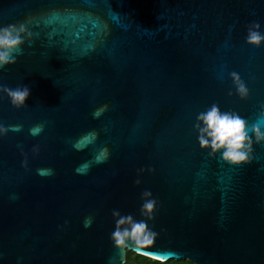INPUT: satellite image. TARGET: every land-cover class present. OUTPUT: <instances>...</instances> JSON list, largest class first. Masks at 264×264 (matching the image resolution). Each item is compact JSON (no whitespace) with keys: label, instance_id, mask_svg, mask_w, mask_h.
<instances>
[{"label":"water","instance_id":"95a60500","mask_svg":"<svg viewBox=\"0 0 264 264\" xmlns=\"http://www.w3.org/2000/svg\"><path fill=\"white\" fill-rule=\"evenodd\" d=\"M21 23L32 40L0 69L30 90L19 109L0 92V264H264V42H246L264 0H0V27ZM213 104L248 122L250 162L200 148ZM144 191L157 238L116 248L112 212L145 219Z\"/></svg>","mask_w":264,"mask_h":264},{"label":"clouds","instance_id":"9594fccd","mask_svg":"<svg viewBox=\"0 0 264 264\" xmlns=\"http://www.w3.org/2000/svg\"><path fill=\"white\" fill-rule=\"evenodd\" d=\"M260 25L253 23L248 27L246 42L249 45L259 47L264 42V35L259 31ZM25 40H32V33L25 25H8L0 27V69L7 65L16 63V55L19 54ZM231 79L236 87L237 94L241 99L249 95L248 89L240 76L232 72ZM3 92L10 99L13 107L19 109L25 106L30 95L28 87H17L15 89L0 86ZM229 95H232L229 92ZM195 129L198 132V142L201 149H210V156L222 153L224 162L230 165L239 166L250 162L252 159L253 140L249 136L248 122L241 118L236 112H221L217 104L211 105L207 110L197 116ZM250 131L255 137V142H264V131L259 123L251 126ZM8 128L0 125V135H5ZM33 151H38L34 149ZM27 161H25L26 166ZM139 180L136 181L138 185ZM150 191L142 193L143 204L140 215L145 219L135 220L132 215L122 216L119 211L113 210L115 219V230L111 234V240L116 248H126L131 245L136 250H142L145 246L153 244L157 234L152 231L146 221L154 219L157 201L151 198ZM90 220L86 221V226Z\"/></svg>","mask_w":264,"mask_h":264},{"label":"trees","instance_id":"16d2710c","mask_svg":"<svg viewBox=\"0 0 264 264\" xmlns=\"http://www.w3.org/2000/svg\"><path fill=\"white\" fill-rule=\"evenodd\" d=\"M124 264H193L187 260L175 261L170 259L165 262L155 261L154 259L134 253L133 251L127 250Z\"/></svg>","mask_w":264,"mask_h":264}]
</instances>
